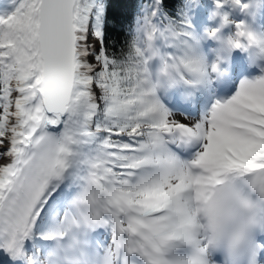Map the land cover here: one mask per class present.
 <instances>
[{
    "label": "snow or ice",
    "instance_id": "1",
    "mask_svg": "<svg viewBox=\"0 0 264 264\" xmlns=\"http://www.w3.org/2000/svg\"><path fill=\"white\" fill-rule=\"evenodd\" d=\"M193 3L173 14L167 0H18L0 16V253L11 264H264V45L226 15L259 74L177 115L162 95L181 87L194 106L228 60L217 47V63H203L202 42L226 26L195 33ZM215 4L251 17L260 0Z\"/></svg>",
    "mask_w": 264,
    "mask_h": 264
},
{
    "label": "rangeland",
    "instance_id": "2",
    "mask_svg": "<svg viewBox=\"0 0 264 264\" xmlns=\"http://www.w3.org/2000/svg\"><path fill=\"white\" fill-rule=\"evenodd\" d=\"M210 1V0H209ZM18 6V0H17V3H13V0H0V16H7V15H10L12 14L14 11H15V8ZM199 7V6H198ZM193 12H191V20H192V23L195 24V32L197 34H202L204 33V29L207 27V28H215V27H218V25H213V26H210L209 24L206 23V21H210L211 19L209 18L210 15H211V12L213 11V9L207 7V11H208V15H204V13L201 11V9H197V6H193ZM226 11H230L231 12V19L237 21V22H240V21H244V19L242 18L243 14H242V11H240L238 8L235 9V10H231V9H225ZM215 22V20H214ZM218 23V22H217ZM230 27H232V25H229ZM234 26V25H233ZM234 31V29H233ZM210 47L208 46L207 49H209ZM208 50H206L207 52ZM204 52V50H203ZM204 52L207 56V59L209 62H212V58L209 57L207 55V53ZM242 79H239V82L241 81ZM239 84V83H238ZM213 88L211 87V91H206L201 93V88L199 90H197L196 92L199 91V94L201 95V101L202 103L205 105L207 104L206 107H210V105L214 102V100L216 99L215 96H214V91L212 90ZM237 89H238V86H237ZM236 89V91H237ZM207 92V93H206ZM198 94V93H197ZM204 94H207L209 97H211L210 101L209 99L208 100H204ZM164 94L162 95V98H163ZM172 95H169V97L167 96L168 99L170 98H175V100H177V97L176 96H172ZM174 105V104H173ZM175 106V105H174ZM201 107V106H200Z\"/></svg>",
    "mask_w": 264,
    "mask_h": 264
},
{
    "label": "clouds",
    "instance_id": "3",
    "mask_svg": "<svg viewBox=\"0 0 264 264\" xmlns=\"http://www.w3.org/2000/svg\"><path fill=\"white\" fill-rule=\"evenodd\" d=\"M226 2H227V0H226ZM256 2L258 3V0H256ZM257 9H258V7H256L254 5L253 8L251 9V11L249 12V15L254 16L255 13L257 12ZM230 14L231 13H221V12H219L218 7L216 6L215 9L211 12V15H210L209 18L214 20L217 17H219L220 25H225L226 26L227 23H232V21H226L225 20V16L226 15H230ZM243 23L245 24V30L250 32L252 37H253L254 43L251 46L256 47V48H260L262 45H264V33L258 31L256 28H254L252 26L251 23H249L247 21H244ZM219 31H220V27L218 26L217 27V32H219ZM204 32L207 34V32H208V28L207 27L204 29ZM215 41L217 42L218 47L225 51L227 58H230L231 53L235 50L233 34L229 33L227 35L217 36L215 38ZM200 55H201V58L203 60V63L207 64L208 63V59H207L206 54L202 52ZM220 59H224V57H221ZM212 63H217V61L213 60ZM204 71L207 72L208 68L206 67L204 69Z\"/></svg>",
    "mask_w": 264,
    "mask_h": 264
},
{
    "label": "bare ground",
    "instance_id": "4",
    "mask_svg": "<svg viewBox=\"0 0 264 264\" xmlns=\"http://www.w3.org/2000/svg\"><path fill=\"white\" fill-rule=\"evenodd\" d=\"M258 9H260V14H259V15H261L260 17H259V15H258V18H254V16L249 17V16H247L245 13H244V14H245V18H248V19H249V21L251 22V24H252V26H253L254 28H256L258 31L264 33V18H262L263 14H264V0H263V1H260V5L258 6ZM256 13H257V12H256ZM244 14H243V15H244ZM259 23H262V24H259ZM212 50H213V49L208 50V53L212 56V58H213L212 60H214V59H215V54H214V52H213ZM228 61H229V58H228V60H227L226 62H223L222 64H226V66H228ZM222 64H221V67H222ZM226 66H225V68H226ZM225 68H222V69H225ZM219 80H220V79H216V80H214V82H213V84H212V86H211V87L214 89V90H213V89H212V90L215 92V97H216V90H217V87H216V89H215V83H216V81H217V83H218ZM205 90L208 91L207 89L201 87V93L205 92ZM206 93H207V92H206ZM203 96H204L203 101H204V100H208V99L210 98L207 94H204ZM175 101H176V102L174 103V100H173V101L170 100V103L173 102V103H171L172 105H170V103H167V104L169 105V107L173 108V111H174L177 115H179L180 112H183L184 110H193L194 107H195V105H196V104H195V105L193 106L192 104H186V103H184V102L181 100V94H179L177 100H175ZM173 104H175L176 107H174ZM197 112H198V111H197Z\"/></svg>",
    "mask_w": 264,
    "mask_h": 264
},
{
    "label": "trees",
    "instance_id": "5",
    "mask_svg": "<svg viewBox=\"0 0 264 264\" xmlns=\"http://www.w3.org/2000/svg\"><path fill=\"white\" fill-rule=\"evenodd\" d=\"M197 1L200 2V4L204 7V10H205V4L208 0H197ZM149 2L150 0H113V3L116 5H127L131 3H135L137 6H139L140 4L147 5ZM179 3H180V0H167L166 7L171 13L174 14ZM129 11H134V9H129L126 7H114L113 8V12L115 13L129 12ZM108 36L110 39H115L119 42H123L128 39V37L124 33L115 32V31H112L111 29L108 32Z\"/></svg>",
    "mask_w": 264,
    "mask_h": 264
}]
</instances>
